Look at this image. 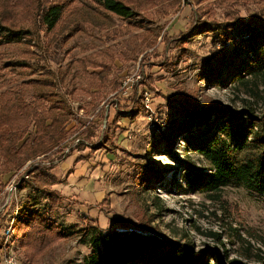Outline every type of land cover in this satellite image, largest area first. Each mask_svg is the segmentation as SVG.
I'll list each match as a JSON object with an SVG mask.
<instances>
[{
	"label": "rangeland",
	"instance_id": "obj_1",
	"mask_svg": "<svg viewBox=\"0 0 264 264\" xmlns=\"http://www.w3.org/2000/svg\"><path fill=\"white\" fill-rule=\"evenodd\" d=\"M77 1L69 8L85 5L89 16L80 19L84 13L79 14L60 33L68 37L49 48L35 11L46 0H21L18 24L34 33L0 51V101L19 93L30 108L48 109L54 100L71 112L58 147L40 156H20V168L10 173L1 172L0 158V264H6L11 250L18 264H86L90 236L112 227L179 240L196 256L207 252L208 264H214L212 250L227 264H264V195L236 182L215 192L191 190L185 181L188 168L208 172L210 164L188 144V133H171L166 124L177 116L182 94L195 97L197 113L211 112L213 105L235 114L264 115V74H225L255 54L225 19L238 14L247 20L256 13L254 23L260 25L264 15L258 4L159 1L128 21L104 13L95 0ZM215 22L240 38L222 45ZM257 51L264 57V45ZM105 58L110 59L108 78L99 79L101 86L90 85L80 60ZM103 68L88 65L87 71ZM142 89L150 113L138 109ZM209 118L214 120L211 113ZM222 128L217 121L213 131ZM80 166L85 172L79 175ZM42 170L59 181L54 188L63 197L52 219L69 236L37 247L30 257L34 250L20 243L22 231L14 228L22 213L46 204L48 191L35 188L34 175ZM8 225L13 229L3 242ZM43 239L40 233L38 244Z\"/></svg>",
	"mask_w": 264,
	"mask_h": 264
},
{
	"label": "trees",
	"instance_id": "obj_2",
	"mask_svg": "<svg viewBox=\"0 0 264 264\" xmlns=\"http://www.w3.org/2000/svg\"><path fill=\"white\" fill-rule=\"evenodd\" d=\"M159 1L172 2L173 5L178 3V0H95L104 13L128 21H131L136 14L145 13ZM241 1L240 3H257L260 13L264 15L261 12L264 10V0ZM77 2V0L51 2L46 0L43 4L37 3L35 11L38 27L46 38H49V48L57 45L61 38L68 37V34L60 33L66 27L69 29V25L79 14L84 13L80 19L89 16L85 5L69 8ZM199 2L201 0H194L195 4ZM20 3L21 0H0V51L7 50L12 47L10 44L20 42V39L34 33L30 28L18 24ZM236 3L239 4V1H234V4ZM232 11L234 12L235 9ZM257 18L254 13L247 20H243L238 14L227 16L225 19L228 27L239 29V34L242 36L241 43L250 51H255L252 58H248L251 62L239 66L237 70H226L225 74L231 78H237L244 73L264 74V57L257 51L261 45H264V20L257 25L254 23ZM215 26L220 32L217 41L222 45L225 42H236L237 35L225 32L218 22H215ZM89 61L91 60H80L82 74L90 85L101 86V82L108 78L110 68L107 61L110 59ZM88 65L105 68L101 69V72H88ZM102 78L103 81H100L99 79ZM214 79L220 80L222 84L227 83V80L221 77ZM39 83L45 82L40 80ZM144 98L145 89H142L136 101L139 102L138 109L150 113L145 107ZM1 101L4 102L0 107V158L4 168L1 172L10 173L18 170L23 159L20 156L46 154L64 141L68 133L65 125L71 112L60 102L49 100L52 102L48 109L36 108L35 105L30 108L20 100L19 93L13 99L3 98ZM176 111L177 116L166 122L168 130L180 135L188 133L190 135L188 144H194L195 151L210 164L208 172L188 168L185 181L191 190L215 192L228 183L236 182L250 193L264 195V115L257 118L247 111L235 114L213 105L210 106L211 112L197 113L195 97L184 94L180 96ZM210 113L214 120H210ZM5 114L13 115L14 119L13 117L9 119L10 116L6 118ZM217 121H220L224 127L219 130L220 132L213 131ZM31 123L34 126L33 130L27 133L26 130ZM222 131L226 136H223ZM52 175L44 170L35 173L34 177L38 183L35 185L36 190L48 191L46 204L40 210L33 209L22 213L20 220L15 224L16 232L20 234V230L22 231L20 243L34 250L30 257L37 247L44 249L52 243L51 241L69 236L67 228L52 219L56 204L63 197L54 188L59 181ZM40 233L44 235V239L38 244ZM89 244L91 252L86 258V264H208L204 258L207 252L196 256L186 243L169 240L156 233L112 227L103 233L91 235ZM208 254L214 264H227L220 259V255L215 250Z\"/></svg>",
	"mask_w": 264,
	"mask_h": 264
},
{
	"label": "built area",
	"instance_id": "obj_3",
	"mask_svg": "<svg viewBox=\"0 0 264 264\" xmlns=\"http://www.w3.org/2000/svg\"><path fill=\"white\" fill-rule=\"evenodd\" d=\"M145 105L148 107L147 104ZM5 232L6 233H5V238L3 242H5L10 237V234L12 232V226L8 225ZM4 261L6 264H18L17 258L12 250L7 252V255L5 256Z\"/></svg>",
	"mask_w": 264,
	"mask_h": 264
},
{
	"label": "crops",
	"instance_id": "obj_4",
	"mask_svg": "<svg viewBox=\"0 0 264 264\" xmlns=\"http://www.w3.org/2000/svg\"><path fill=\"white\" fill-rule=\"evenodd\" d=\"M80 169H81V171L78 172L79 175L85 172V168L83 169L82 166H80ZM82 169H83V170H82ZM72 171H74V170H72ZM70 174H71V173H70ZM80 182H81V181H78V184H79Z\"/></svg>",
	"mask_w": 264,
	"mask_h": 264
}]
</instances>
